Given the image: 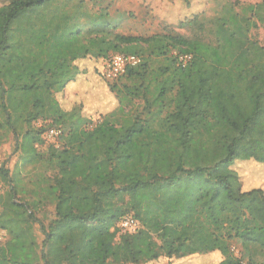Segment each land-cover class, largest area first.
I'll use <instances>...</instances> for the list:
<instances>
[{"label": "trees", "instance_id": "trees-1", "mask_svg": "<svg viewBox=\"0 0 264 264\" xmlns=\"http://www.w3.org/2000/svg\"><path fill=\"white\" fill-rule=\"evenodd\" d=\"M71 1L0 5V113L20 138L16 148L35 156L47 126L70 124L62 144L47 147L56 168L45 191L53 207L47 224L35 215L38 200L17 197L3 161L0 264H154L210 253L217 264H264V189H242L232 168L237 160L264 164V47L250 34L264 27V0L241 11L227 3L217 15L183 22L184 33L147 38L104 23L85 33ZM116 53L141 58L126 68L122 91L143 100L145 118L125 112L119 89L99 70L92 76L94 62ZM93 80L101 81V99ZM70 83L77 94L64 99ZM95 114L102 120L86 126ZM127 214L138 228L120 233Z\"/></svg>", "mask_w": 264, "mask_h": 264}, {"label": "rangeland", "instance_id": "rangeland-1", "mask_svg": "<svg viewBox=\"0 0 264 264\" xmlns=\"http://www.w3.org/2000/svg\"><path fill=\"white\" fill-rule=\"evenodd\" d=\"M9 0H0V5L7 3ZM83 6L81 10H77L75 3L77 0H72L70 7L72 13L76 12V17L82 27V31H95L102 23L110 26V31L123 35L134 36L140 38H147L154 34H164L170 31L182 32L184 29L180 28L183 22L191 19L195 15L204 14L207 17H212L221 12L223 6L227 3H232L238 11L246 4L257 3L260 0H82ZM109 30V29H108ZM250 34L264 47V27L257 26L252 28ZM142 47L146 44L142 43ZM124 49L129 46H123ZM132 50V49H131ZM136 52H142L140 49H134ZM143 51H146L143 48ZM170 53L175 54V51ZM146 57L147 52L143 53ZM82 62V61H81ZM80 63L81 67L90 65V61ZM93 77H96V70H99L103 78L110 84H114L119 89V96L122 100V105L125 112L141 114L143 107V100L140 98H133L126 96L122 91V86L128 84L129 81L125 76H119L116 79H107L103 75L105 68L104 62H94ZM160 63L159 59L155 57L150 58L152 67H156ZM87 75V74H86ZM92 86L94 93L98 99L103 97L101 92V81L93 80ZM73 85V86H72ZM100 91V92H99ZM74 94H77L74 84H67L64 88L63 98L70 99ZM87 96H85L86 99ZM102 120V116L95 114L88 121V127H93ZM49 122V120H47ZM0 122L3 124L0 131V156L2 157L5 166L9 169L8 178L9 182L15 186L17 190V197H22L27 200H38L37 210L35 211L36 217L43 223L47 224L53 217V207L51 196L45 192L47 186L56 173V168L49 161L48 146L53 144L44 138V132L41 137L43 142L35 144L36 155L32 156L22 151L17 147L20 138H16L4 126V118L0 113ZM39 125V122H36ZM50 126V125H49ZM47 126V127H49ZM70 127V124L63 126L62 133ZM61 133V134H62ZM54 145L57 147L62 144L60 137L56 139ZM33 159L34 161H29ZM232 168L238 173L242 181V189H250L253 187H261L264 189V164L255 162L253 160H237ZM8 181V180H7ZM3 182V192L7 190L8 183ZM34 233L40 241L42 235L39 231L38 224H34ZM5 236L0 240H4ZM232 248L234 250H232ZM230 249L233 253L241 250V246L235 240L230 241ZM242 251V250H241ZM246 259V258H245ZM244 261V260H243ZM218 258L216 254L210 253L207 255H194L185 260H174L167 263L165 260L160 259L154 264H217ZM107 264H122L114 263L112 261ZM151 264V263H148Z\"/></svg>", "mask_w": 264, "mask_h": 264}, {"label": "built area", "instance_id": "built-area-1", "mask_svg": "<svg viewBox=\"0 0 264 264\" xmlns=\"http://www.w3.org/2000/svg\"><path fill=\"white\" fill-rule=\"evenodd\" d=\"M189 56L187 55H181L179 56V60L182 62H185ZM141 58L138 55L135 54H124V53H116L112 55L106 62H105V68L103 71V75L107 79H116L122 74H124L125 70L129 66H134L140 62ZM62 131L59 127L49 126L46 128L44 132V138L45 140L56 143V139H58L61 135ZM3 165V159L0 156V168ZM3 187L2 183L0 181V193L2 192ZM138 221L131 215L127 214L120 218L118 222V230L120 233H132L138 228ZM5 235V232L0 230V239ZM232 250H234L232 248ZM236 255H238L237 252H235ZM240 264H246L245 261L241 260Z\"/></svg>", "mask_w": 264, "mask_h": 264}]
</instances>
